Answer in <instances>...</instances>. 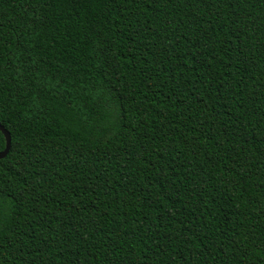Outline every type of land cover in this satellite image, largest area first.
Returning a JSON list of instances; mask_svg holds the SVG:
<instances>
[{"label":"trees","instance_id":"16d2710c","mask_svg":"<svg viewBox=\"0 0 264 264\" xmlns=\"http://www.w3.org/2000/svg\"><path fill=\"white\" fill-rule=\"evenodd\" d=\"M0 124V264H264V0H0Z\"/></svg>","mask_w":264,"mask_h":264},{"label":"water","instance_id":"95a60500","mask_svg":"<svg viewBox=\"0 0 264 264\" xmlns=\"http://www.w3.org/2000/svg\"><path fill=\"white\" fill-rule=\"evenodd\" d=\"M0 131L2 132V134L5 138V146L2 150H0V158H1V157H4L9 150L10 134H9L8 130H6L1 124H0Z\"/></svg>","mask_w":264,"mask_h":264}]
</instances>
